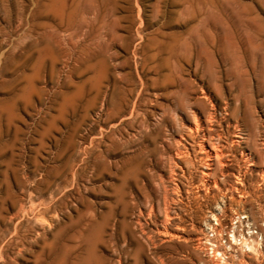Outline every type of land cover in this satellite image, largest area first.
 Wrapping results in <instances>:
<instances>
[{"label": "rangeland", "instance_id": "374dc122", "mask_svg": "<svg viewBox=\"0 0 264 264\" xmlns=\"http://www.w3.org/2000/svg\"><path fill=\"white\" fill-rule=\"evenodd\" d=\"M262 146L264 0H0V264H264Z\"/></svg>", "mask_w": 264, "mask_h": 264}, {"label": "bare ground", "instance_id": "6f19581e", "mask_svg": "<svg viewBox=\"0 0 264 264\" xmlns=\"http://www.w3.org/2000/svg\"><path fill=\"white\" fill-rule=\"evenodd\" d=\"M215 83H216V82H215ZM218 88H219V87H218ZM201 89H202V88H201ZM202 90H203V89H202ZM200 91H201V90H200ZM202 93H204V92H202ZM202 93H201V94H202ZM194 94H195V93H194ZM203 95H204V94H203ZM203 95H202V96H203ZM209 95H210V94H209ZM197 96H198V95H197ZM197 96H196V97H197ZM208 97H209V96H208ZM211 97H212V96H211ZM236 97H237V96H236ZM245 97H246V96H245ZM201 98H202V97H201ZM203 98H207L206 95H205ZM203 98H202V99H203ZM213 98H214V97H213ZM189 99H190V98H189ZM189 99H188V100H189ZM196 99H197V98H196ZM207 100H208V99H207ZM214 100H215V99H214ZM190 101H191V99H190ZM190 101H189V102H190ZM199 101H200V100H199ZM201 101H202V100H201ZM201 101H200V102H201ZM208 101H209V100H208ZM222 101L225 102L226 100H225V101L222 100ZM204 102H205V100H204ZM209 102H210V101H209ZM226 102H227V101H226ZM226 102H225V103H226ZM236 102H238V101H236ZM205 103H206V102H205ZM207 103H208V102H207ZM197 104H198V103H197ZM212 104H213V103H212ZM216 104H217V103H216ZM216 104H215V105H216ZM226 104H227V103H226ZM230 104H232V103H230ZM237 104H238V103H237ZM237 104H236V105H237ZM240 104H241V103H240ZM187 105H188V104H187ZM191 105L193 106V102H192ZM198 105H199V104H198ZM198 105H197V106H198ZM209 105H211V104H209ZM199 106H200V105H199ZM199 106H198V107H199ZM217 106H218V105H217ZM226 106L230 107L229 105H226ZM206 107H207V106H206ZM206 107H205V108H206ZM211 107H212V105H211ZM213 107H214V105H213ZM220 107H221V106H220ZM231 107H232V106H231ZM231 107H230V108H231ZM238 107H239V105H238ZM214 108H215V107H214ZM234 108H235V106H234ZM236 108H237V107H236ZM236 108H235V110H236ZM200 109H201V108H200ZM206 109H207V108H206ZM232 109H233V108H232ZM207 110H208V109H207ZM212 110L214 111V109H212ZM215 110H216V109H215ZM226 110H227V109H226ZM226 110H225V112H226ZM237 110H238V109H237ZM241 110H242V109H241ZM185 111H186V110H185ZM191 111H192V110H191ZM191 111H189V112H191ZM193 111H194V110H193ZM227 111H228V110H227ZM208 112H209V111H208ZM211 112H212V111H211ZM221 112H222V111H221ZM236 112H237V111H236ZM236 112L233 110V113H236ZM215 113H217V112H215ZM226 113H227V112H226ZM229 113H230V111H229ZM187 114H188V113H187ZM191 114H192V113H191ZM191 114H190L189 116H191ZM197 114H198V113H197ZM208 114H209V115H208ZM208 114H207L208 116H211V117H212V113H208ZM210 114H211V115H210ZM213 114H214V113H213ZM220 114H223V113H220ZM194 115H195V114H194ZM224 115H225V114H224ZM235 115H236V114H235ZM198 116H199V115H198ZM200 116H201V115H200ZM215 116H216V115H215ZM229 116H232V113H231V115L229 114ZM233 116H234V115H233ZM237 116H238V114H237ZM244 116H246V114L244 115V113H243L242 117L244 118ZM248 116H249V115H248ZM248 116H247V117H248ZM185 117H188V116H185ZM192 117H193V116H192ZM195 117H196V116H195ZM195 117H194V119H195ZM226 117H228V116H226ZM190 118H191V117H188V119H186V120L189 121ZM196 118H198V117H196ZM243 118H242V119H243ZM191 119H192V118H191ZM200 119H201V118H199L198 120L196 119V120H197V121H202V120H200ZM209 119H211V118H209ZM227 119H228V118H227ZM234 119H235V118H233L232 120H234ZM237 119H238V118H237ZM183 120H184V119H183ZM207 120H208V119H207ZM180 121H182V120H180ZM190 121H191V120H190ZM211 121H213V119H212ZM220 121H221V120H220ZM225 121H226V120H225ZM225 121H224V122H225ZM245 121H246V120L243 119V122H245ZM191 122H192V121H191ZM208 122H209V121H208ZM215 122H216V121L214 120V123H215ZM221 122H222V121H221ZM226 122H227V121H226ZM229 122H230V121H229ZM234 122H235V121H234ZM237 122H239V120H238ZM241 122H242V121H241ZM245 123H247V122H245ZM200 124H201V123H200ZM203 124H204V123H203ZM209 124H212V123H209ZM228 124H229V123H228ZM239 124H240V123H239ZM243 124H244V123H243ZM252 124H253V123H252ZM204 125H205V124H204ZM219 125H220V124H219ZM219 125H218V126H219ZM223 125H224V124H223ZM232 125H233V124H232ZM245 125H246V124H245ZM249 125H251V124L249 123ZM195 126H196L195 124H194V125H189L188 128H187L188 131L193 132V131L198 130V129H197L198 126H196V127H195ZM201 126H202V125H201ZM210 126H212V125H210ZM243 126H244V125H243ZM182 127H183V126H182ZM185 127H186V125H185ZM205 127H206V126H205ZM226 127H227V126H226ZM246 127H247V126H246ZM246 127H245V129H249L250 126H248V128H246ZM253 127H254V126H253ZM212 128H213V127H212ZM229 128H230V127H229ZM185 129H186V128L182 129V131H183V130L186 131ZM210 129H211V128L208 127V130H210ZM213 129H214V128H213ZM230 129H231V128H230ZM240 129H241V126H240ZM251 129H252V128H251ZM177 130H178V129H177ZM237 130H239V129L237 128ZM253 130H254V129H253ZM243 131H244V130H243ZM245 131H246V130H245ZM245 131H244V132H245ZM250 131H251V130H250ZM202 132H203V131H202ZM241 132H242V131H241ZM244 132H242V133H244ZM251 132H252V131H251ZM186 133H187V132H186ZM200 133H201V132H200ZM228 133H229V132H228ZM230 133H231V132H230ZM234 133H235V132H234ZM181 134H182V133H181ZM216 134H218V133H216ZM219 134H220V133H219ZM223 134H224V133H223ZM235 134H236V133H235ZM245 134H246V133H245ZM186 135H187V134H186ZM190 135H191V134H190ZM190 135H189V136H190ZM196 135H198V134H196ZM224 135H225V134H224ZM238 135H239V134H238ZM243 135H244V134H243ZM246 135H247V134H246ZM254 135H255V134H254ZM206 136H208V135H205V137H206ZM212 136H213V135H212ZM214 136H216V135H214ZM222 136H223V135H222ZM229 136H230V135H229ZM244 136H245V135H244ZM248 136H249V135H248ZM251 136H252V135H251ZM181 137H182V140L185 141V139H183V136H181ZM187 137H188V135H187ZM218 137H219V136H218ZM220 137H221V136H220ZM235 137H239V136H235ZM188 138L190 139V137H188ZM194 138H195V137H194ZM196 138H197V136H196ZM196 138H195V139H196ZM212 138H213V137H212ZM215 138L217 139V137H215ZM215 138H214V139H215ZM240 138H241V137H240ZM242 138H243V137H242ZM246 138H247V137H246ZM191 139H192V137H191ZM195 139H194V140H195ZM214 139H213V141H214ZM216 139H215V140H216ZM220 139H221V138H220ZM227 139H228V138H227ZM231 139H232V138H231ZM250 139H251V138H249V140H250ZM233 140H234V139H233ZM233 140H232V141H233ZM243 140H244V139H243ZM243 140H242V141H243ZM177 141H178V140H177ZM191 141H192V140H191ZM202 141H203V139H202ZM205 141H206V140H205ZM242 141H241V142H242ZM245 141H246V140H245ZM193 142H194V141H193ZM200 142H201V141H200ZM206 142H207V141H206ZM211 142H212V140H211ZM211 142H210V143H211ZM215 142H216V141H215ZM215 142H214V144H215ZM221 142H222V140H221ZM223 142H225V140H224ZM234 142H235V141H234ZM178 143H179V142H177V144H178ZM187 143H188V142H187ZM195 143H196V142H195ZM195 143H194V144H195ZM203 143H204V142H203ZM212 143H213V142H212ZM219 143H220V142H219ZM238 143H240V142H238ZM180 144H183V143H179V145H180ZM201 144H202V143H201ZM201 144H200V145H201ZM207 144H208V143H207ZM221 144H222V143H221ZM227 144H228V143H227ZM231 144H232V143H231ZM236 144H237V142H236ZM241 144H242V143H241ZM179 145H178V146H179ZM184 145H185V142H184ZM190 145L192 146L193 144H190ZM197 145H199V143H197ZM203 145H204V144H202V147H204ZM223 145H224V144H223ZM229 145H230V144H229ZM229 145H228V147H229ZM233 145H235V144H233ZM238 145H239V144H238ZM182 147H183V145H182ZM194 147H195V145H194ZM205 147H206V146H205ZM212 147L214 148V145H212ZM217 147H218V150H219V149H220L219 146H217ZM220 147H221V146H220ZM223 147H224V146H222V148H223ZM228 147H227V148H228ZM235 147H236V145H235ZM263 147H264V146H262V148H263ZM200 148H201V147H200ZM200 148H199V149H200ZM209 148H210V147H209ZM213 148H212V149L210 148V149L213 150ZM231 148H233L232 145H231ZM231 148H230V149H231ZM256 148H257V146H256ZM178 149H179V151H180V150L183 149V148L180 149V148L178 147ZM184 149H185V147H184ZM187 149H188V148H187ZM215 149H216V148H214V150H215ZM188 150H189V149H188ZM195 150H197V149H195ZM218 150H217V151H218ZM227 150H229V148H228ZM256 150H258V148H257ZM176 151H177V150H176ZM176 151H175V152H176ZM181 151H183V150H181ZM184 151H185V155H183V154H184V153H183V154H182L183 157L188 156L189 154L186 155V149H185ZM184 151H183V152H184ZM192 151L194 152V150H192ZM201 151H202V149H201ZM222 151H223V150H222ZM222 151H220V152L222 153ZM225 151H226V150H225ZM225 151H224V152H225ZM258 151H259V150H258ZM203 152H204V151H203ZM203 152H202V153L200 152V153L203 154ZM205 152H206V151H205ZM205 152H204V154H205ZM207 152H208V151H207ZM212 152H213V151H212ZM214 152H215V151H214ZM187 153H188V151H187ZM194 153H196V151H195ZM194 153H193V154H194ZM210 153H211V152H210ZM218 153H219V152H218ZM178 154H179V153H178ZM178 154H177V156H178ZM190 154H191V153H190ZM196 154H197V153H196ZM198 154H199V153H198ZM224 154H225V153H224ZM179 155H180V154H179ZM206 155H207V154H206ZM219 155H220V154H219ZM221 155H222V154H221ZM225 155H226V154H225ZM225 155H224V156H225ZM241 155H242V154H241ZM245 155H246V154H245ZM249 155H250V154H249ZM254 155H255V154H254ZM203 156H204V155H203ZM213 156H214V155H213ZM216 156L218 157L217 154H216ZM224 156H223V158H224ZM180 157H181V156H180ZM183 157H182V158H183ZM195 157H196V155H195ZM197 157H198V156H197ZM207 157H208V156H207ZM209 157H210V156H209ZM214 157H215V156H214ZM247 157H248V156H247ZM203 158H204V157H203ZM203 158L200 157L201 160H202ZM219 158H220V157H219ZM223 158L221 157V161H222ZM225 158H226V156H225ZM252 158H253V157H252ZM178 159H179V157H178ZM183 159H184V158H183ZM183 159H182V160H183ZM200 159H199V160H200ZM204 159H205V158H204ZM204 159H203V161H204ZM179 160H180V159H179ZM213 161H214V160H213ZM216 161H217V160H216ZM218 161H220V160H218ZM251 161H252V159H251ZM200 162H201V161H200ZM205 162H206V161H205ZM206 163H207V162H206ZM216 163H218V162H216ZM202 164H204V163H202ZM208 164H209V163H208ZM208 164H207V165H208ZM218 164H220V163H218ZM247 164H248V163H247ZM247 164H246V166H247ZM249 164H250V163H249ZM249 164H248V165H249ZM209 165H210V164H209ZM216 165H217V164H216ZM251 165H252V164H251ZM251 165H250V166H251ZM210 166H211V165H210ZM222 166H223V165H222ZM179 167H180V166H179ZM179 167H178V168H179ZM205 167H206V165H205ZM207 167H208V166H207ZM220 167H221V165H220ZM248 167H249V166H248ZM203 168H204V167H203ZM218 168H219V166H218ZM204 169H205V168H204ZM209 169H211V168H209ZM209 169L207 168V170H209ZM212 169H213V168H212ZM212 169H211V170H212ZM214 169H215V168H214ZM244 169H245V168H244ZM205 170H206V169H205ZM220 170H221V169H218V171H220ZM247 170H248V168H247ZM182 171H183V170H182ZM182 171H180V172H182ZM216 171H217V170H216ZM216 171H215V172H216ZM218 171H217V172H218ZM207 172H208V171H207ZM211 172H212V171H211ZM211 172H209V173H211ZM217 172H216V173H217ZM220 172H221V171H220ZM262 172H263V170H262ZM216 173H215V174H216ZM218 173H219V172H218ZM202 174H203V172H202ZM213 174H214V173H213ZM213 174H212V175H213ZM203 175H204V174H203ZM205 175H206V173H205ZM208 176H209V175H208ZM213 176H215V175H213ZM237 176H238V175H237ZM205 177H207V176H205ZM261 177H262V176H261ZM211 178H212V177H211ZM206 179H207V178H206ZM213 179H214V178H213ZM204 180H205V179H204ZM261 180H262V179H261ZM208 181H209V180H208ZM214 182H216V181H214ZM204 183H205V182H204ZM208 183H209V182H208ZM239 183H240V182H239ZM216 184H217V182H216ZM216 184H215V185H216ZM263 184H264V183H263ZM236 186H237V185H236ZM236 186H235V187H236ZM263 186H264V185H263ZM235 187H234V188H235ZM200 188H201V187H200ZM205 188H206V186H205ZM235 189H236V188H235ZM237 189H238V187H237ZM237 189H236V190H237ZM207 190H208V189H207ZM202 191H203V190H202ZM197 192H198V191H197ZM197 192H196V193H197ZM207 192H208V191H207ZM198 193H199V192H198ZM225 193H226V192H225ZM227 193H228V192H227ZM227 193H226V194H227ZM208 194H209V193H208ZM199 195H200V194H199ZM204 195H205V194H204ZM236 195H237V194H236ZM31 196H32V195H31ZM239 196H240V194H239ZM242 196H243V195H242ZM232 198H233V197H232ZM232 198H231V199H232ZM31 199H32V200H31V202H32V201H33V198H31ZM240 200H241V199H240ZM246 200H247V199H246ZM237 201H238V199H237ZM42 203H43V202H42ZM238 203H239V201H238ZM240 203H241V201H240ZM31 204H33V203H31ZM31 204H30V205H31ZM44 204H45V203H44ZM243 204H245V203H243ZM40 205H41V204H40ZM42 206H43V204H42ZM31 207H33V209H34V208H35V203H34L33 206H31ZM36 208H37V205H36ZM36 208H35V210H36ZM43 208H44V207H43ZM30 210H31V208H30ZM21 212H22V211H21ZM26 212H27V211H25L24 214H26ZM29 212H30V211H29ZM34 212H35V211H34ZM31 213H32V212H31ZM34 214H35V213H34ZM167 216H168V215H167ZM171 229H172V228H171ZM175 236H177V235L175 234ZM171 237H172V236H171ZM173 237H174V236H173ZM213 253H214V252H213ZM221 254H222V253H221ZM223 260H224V259H223Z\"/></svg>", "mask_w": 264, "mask_h": 264}]
</instances>
